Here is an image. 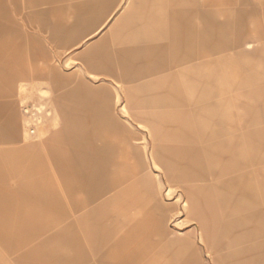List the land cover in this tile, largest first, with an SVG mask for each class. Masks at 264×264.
<instances>
[{
	"label": "rangeland",
	"instance_id": "obj_1",
	"mask_svg": "<svg viewBox=\"0 0 264 264\" xmlns=\"http://www.w3.org/2000/svg\"><path fill=\"white\" fill-rule=\"evenodd\" d=\"M126 2L74 44L64 42L74 33L55 32L51 42L47 31L80 23L83 6L0 0V264L117 263L107 258L109 241L134 235L135 222L151 215L161 231L150 232L144 264H155L158 252L165 264H188L192 256L196 264H223L221 253L199 242L198 224L218 231L231 221L235 237L259 228L264 235V0H161L166 19L187 26L201 19L202 58L189 73L195 83L183 81L189 95L145 91L158 95L141 97L140 120L124 115L121 94L115 104L116 84L90 76L78 57L112 30ZM96 91L115 105V123L105 116L99 126L91 108L81 115L87 128L69 127L71 109H87ZM106 126L133 146L136 168L122 170L124 157L107 150ZM69 130H82L72 135L91 145L77 155ZM101 165L111 173L93 177ZM81 178L90 181L78 190ZM186 190L198 198L190 214ZM178 238L189 246L170 244Z\"/></svg>",
	"mask_w": 264,
	"mask_h": 264
},
{
	"label": "crops",
	"instance_id": "obj_2",
	"mask_svg": "<svg viewBox=\"0 0 264 264\" xmlns=\"http://www.w3.org/2000/svg\"><path fill=\"white\" fill-rule=\"evenodd\" d=\"M68 1H70L71 6L77 4L83 7L86 6L84 14L77 13L80 17L78 20H81V22L70 26L66 30L72 29L74 34H71L70 38L64 42L77 44L85 40L86 37L95 34L112 16L113 12L121 6L123 0H113L104 13L102 10L109 0ZM87 8H89L88 11ZM66 13L68 14L69 22L74 14L71 15L70 10H67ZM164 13V6L161 0H127L124 10L116 18L112 30L102 35L93 45H90L78 56L85 72L90 76L109 79L116 84L115 104L122 101L121 94L124 99L121 110L125 116L135 120H140L137 114L142 111L140 105L141 97L158 95L155 93L147 94L145 92L147 90L164 89L168 91L167 93H171L174 90H182L184 92H182L183 95H189L185 92L183 81L192 80L194 82L195 75L191 76L189 73L193 63L196 64L202 58L201 46L198 42L201 19L199 18L195 22L196 26H187L185 21H181L182 24H178L177 20L166 19ZM83 27L85 31L89 32L88 34H79ZM55 32H60V30L56 27L47 31L51 42L57 41L53 39ZM118 59L122 61L119 63ZM197 79H201L199 72ZM195 89L196 93L199 92L197 87ZM95 93L94 101L85 104L90 109H86L85 106V109L82 108L83 110L78 108H75V110L71 109V114L66 121L69 127L87 128L81 115H84L85 111L88 112L89 110L90 112L91 108L97 112L95 121L100 123L98 124L99 126L104 125L105 116H109L112 122L115 123V118L112 114L115 110V105L109 106L97 91ZM209 97H215V95L211 94ZM9 108L11 115L15 118L12 106L10 105ZM106 128L109 127L106 126ZM73 132L79 133L82 130H69L66 137L67 140H71L75 145L76 154L78 155L91 144L88 138L85 136L77 137L75 136L76 134L72 135ZM106 132L109 139H111L112 145L107 150L112 149L113 155L116 156L120 152V155L125 159L122 170L136 168L138 164L136 163V153L133 146L113 128L106 129ZM143 155V152L137 155L140 164ZM93 169L96 170L93 177L111 173L110 171H104L103 165H101L100 170L94 166ZM89 181L81 178L78 190L86 186ZM88 201L91 202L90 199ZM200 202L203 209L206 205L202 201ZM216 203L221 207V211L226 208L215 201L213 205ZM213 205L207 206L211 207ZM230 223L231 221L223 223L218 231L215 228L217 226H213L214 228L206 226L204 230L203 226L198 224L199 242L204 243L216 253H221L219 262H223V264H264V235L253 234L247 237H235L232 229L228 228ZM134 227L136 228L134 235L119 237L109 241V246L105 252L107 251L109 254L108 256L106 255L108 259L117 261V263L112 262L113 264H144L143 260L150 253V232H154L155 228L157 231H161V220H154L153 215H151V220H138L135 222ZM207 229L211 231L210 236L207 234ZM156 235L163 236L161 232L159 234L156 233ZM206 240L208 241L207 243ZM170 244H178L183 247L189 246L184 238L170 241ZM243 244L247 245L238 248V246ZM163 258V253L158 252L155 264H165ZM196 262H198L197 256H192L188 259V264H196Z\"/></svg>",
	"mask_w": 264,
	"mask_h": 264
},
{
	"label": "bare ground",
	"instance_id": "obj_3",
	"mask_svg": "<svg viewBox=\"0 0 264 264\" xmlns=\"http://www.w3.org/2000/svg\"><path fill=\"white\" fill-rule=\"evenodd\" d=\"M83 8H85V7H83ZM82 8V9H83ZM84 12H85V9L84 10H82L80 13H83L84 14ZM62 33H65V34H69V33H73V30L72 29H70L69 31H66V29L65 30H63V31H60V32H56V35H62ZM194 94H196V92L195 93H193L192 95H194ZM150 133H151V135L153 136L154 134H153V131L152 130H150ZM204 161V160H203ZM203 164H204V162H203ZM206 165V164H205ZM206 168V167H205ZM163 169V168H162ZM165 169V168H164ZM163 169V170H164ZM172 170V169H171ZM208 172V171H207ZM164 173L165 174H167V172L164 170ZM168 175V174H167ZM172 177V176H171ZM198 180V179H197ZM196 179H195V181H197ZM194 181V182H195ZM193 182V183H194ZM193 183H191V185L193 186ZM194 184H197V183H194ZM196 187V186H195ZM199 189H200V187H199ZM194 190V189H193ZM197 191V190H196ZM186 192H187V194H188V196L187 197H189V199H190V201L189 202H185V204L187 205V213H191V208H193L192 207V205H191V203L190 202H192V201H196V200H198V198H197V196L191 191V190H186ZM198 194V193H197ZM209 199V198H208ZM207 199V200H208ZM230 200H232V197H229V198H224V202L225 201H230ZM209 201V200H208ZM208 201H206V202H208ZM211 202V201H210ZM226 206V208H227V204H225ZM261 227H262V225H261ZM203 231V230H202ZM256 234H263V232H262V229H258L257 230V232H256ZM248 236H250V235H248Z\"/></svg>",
	"mask_w": 264,
	"mask_h": 264
}]
</instances>
